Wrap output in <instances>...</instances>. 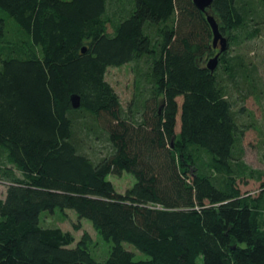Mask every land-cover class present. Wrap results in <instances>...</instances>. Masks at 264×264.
<instances>
[{"label":"trees","instance_id":"trees-1","mask_svg":"<svg viewBox=\"0 0 264 264\" xmlns=\"http://www.w3.org/2000/svg\"><path fill=\"white\" fill-rule=\"evenodd\" d=\"M207 13L231 47L264 30V0ZM213 39L193 0H0V264H264V184L242 192L262 179L244 161L254 124L206 69ZM235 58L221 59L228 81ZM128 65L124 108L106 76ZM83 133L108 153L93 159ZM124 174L136 183L121 194L109 178ZM57 211L90 222L108 259L89 234L41 225Z\"/></svg>","mask_w":264,"mask_h":264},{"label":"rangeland","instance_id":"rangeland-1","mask_svg":"<svg viewBox=\"0 0 264 264\" xmlns=\"http://www.w3.org/2000/svg\"><path fill=\"white\" fill-rule=\"evenodd\" d=\"M110 31L112 30L110 29ZM221 35L224 39L229 40L227 35L222 33ZM227 45V51L221 55L216 71L224 80L226 79L229 96L235 104V110L238 112L240 108L244 107V111L252 114V117H248L245 112V115H243L244 118L240 116L243 124H254V128L246 136L244 161L252 170L262 173V179L260 181L249 180L248 185L242 186V192L244 194L249 193L256 198L261 194L262 185L264 184V160L262 158L264 151V30L254 41L243 43L239 47H231L229 43ZM217 48L218 51L205 63L206 69L210 61L214 60L220 51V44ZM223 56H226L227 59H232L237 56L239 58L235 59L240 60V58H243L244 64L241 66L238 65V62L234 61L235 59L232 61L235 65V71L238 72V80L228 81L221 68V59ZM106 80L119 95L124 108H127L135 94L136 79L132 71V65L119 69L110 68ZM81 137L87 140L85 151L93 159L103 157L108 153L109 148L105 140L94 141V139H87V134L84 135V133ZM109 181L114 184L117 192L121 194H125L136 183L135 178L129 174H124L121 177L111 176ZM6 191L7 184L0 177V199L5 198ZM41 225L46 228L59 227L65 232H71L76 238V243L82 239L84 233H87L92 239V255L97 261H105L110 255L112 244L104 241L96 233L90 222L79 220L74 211H67L66 216H62L59 211L55 214L45 213L41 216ZM124 247L135 254L136 260L148 259L146 255L137 251L133 246L124 244ZM199 264H203L202 260H199Z\"/></svg>","mask_w":264,"mask_h":264},{"label":"water","instance_id":"water-1","mask_svg":"<svg viewBox=\"0 0 264 264\" xmlns=\"http://www.w3.org/2000/svg\"><path fill=\"white\" fill-rule=\"evenodd\" d=\"M215 0H193L194 5L203 13L207 14V21L213 31V43L214 48L216 49L218 45L220 44V51L216 55L215 59L210 61V63L207 65V69L214 73L218 67L219 60L221 58V55L224 54L227 51L228 48V40L224 39L220 33L219 25L216 21V19L210 15L208 10L211 8ZM85 52V51H84ZM72 105L75 109H78L81 105L80 97L77 95L72 96Z\"/></svg>","mask_w":264,"mask_h":264},{"label":"flooded vegetation","instance_id":"flooded-vegetation-1","mask_svg":"<svg viewBox=\"0 0 264 264\" xmlns=\"http://www.w3.org/2000/svg\"><path fill=\"white\" fill-rule=\"evenodd\" d=\"M218 51V48L217 49H215V52H217Z\"/></svg>","mask_w":264,"mask_h":264}]
</instances>
